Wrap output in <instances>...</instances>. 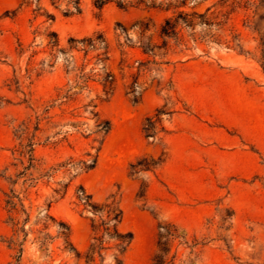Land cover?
I'll use <instances>...</instances> for the list:
<instances>
[{
    "label": "rangeland",
    "instance_id": "rangeland-1",
    "mask_svg": "<svg viewBox=\"0 0 264 264\" xmlns=\"http://www.w3.org/2000/svg\"><path fill=\"white\" fill-rule=\"evenodd\" d=\"M71 1L0 0V264H264V0Z\"/></svg>",
    "mask_w": 264,
    "mask_h": 264
},
{
    "label": "trees",
    "instance_id": "trees-1",
    "mask_svg": "<svg viewBox=\"0 0 264 264\" xmlns=\"http://www.w3.org/2000/svg\"><path fill=\"white\" fill-rule=\"evenodd\" d=\"M53 1V0H52ZM111 0H94L93 4L97 9H101L105 4L109 3ZM228 1V0H224ZM143 0H138V3H142ZM75 11H79V0H72ZM119 7H122V3L120 1L117 2ZM68 13V12H66ZM177 19H185L181 14L178 15ZM176 21L173 23L171 20H166L164 26L161 29L162 36H172L175 33ZM108 130V128H107ZM84 165L85 170H89L91 166ZM82 191L80 200L83 202V205L86 207H90V210L93 215L100 211L97 206L91 204V197L85 195ZM106 219H98L97 223L95 220L91 221V227L94 232L93 241L90 243L87 251L81 255L78 253L71 243L69 242V230L65 226L61 225L62 232H60L61 237L64 240V248L72 251L77 260L84 259L85 264H96L97 258L99 259L98 264H104V251H113L112 257L115 261V264H123V256L127 251L130 243H131V235L123 234L118 229V224L120 221V212L116 209H113L109 206H106ZM113 221V222H112ZM162 233H160L158 238V251L153 259V264H173V257L168 259V254L170 252L171 244L174 240L178 239L176 229L171 225H166L160 227ZM104 235L108 236V240H104ZM112 241V245L109 246V242Z\"/></svg>",
    "mask_w": 264,
    "mask_h": 264
}]
</instances>
